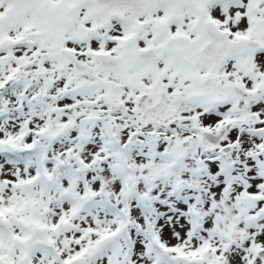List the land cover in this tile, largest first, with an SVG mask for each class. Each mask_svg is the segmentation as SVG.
Returning <instances> with one entry per match:
<instances>
[{"label": "snow or ice", "instance_id": "snow-or-ice-1", "mask_svg": "<svg viewBox=\"0 0 264 264\" xmlns=\"http://www.w3.org/2000/svg\"><path fill=\"white\" fill-rule=\"evenodd\" d=\"M0 264H264V0H0Z\"/></svg>", "mask_w": 264, "mask_h": 264}]
</instances>
